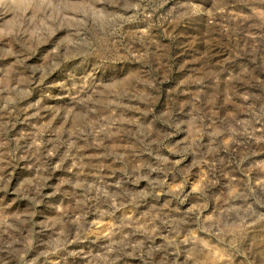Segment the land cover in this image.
<instances>
[{"label": "rangeland", "instance_id": "1", "mask_svg": "<svg viewBox=\"0 0 264 264\" xmlns=\"http://www.w3.org/2000/svg\"><path fill=\"white\" fill-rule=\"evenodd\" d=\"M0 264H264V0H0Z\"/></svg>", "mask_w": 264, "mask_h": 264}]
</instances>
